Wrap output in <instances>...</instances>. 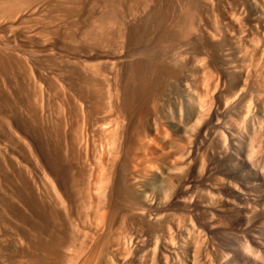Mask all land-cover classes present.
Masks as SVG:
<instances>
[{
	"label": "rangeland",
	"instance_id": "1",
	"mask_svg": "<svg viewBox=\"0 0 264 264\" xmlns=\"http://www.w3.org/2000/svg\"><path fill=\"white\" fill-rule=\"evenodd\" d=\"M263 154L264 0H0V264H238Z\"/></svg>",
	"mask_w": 264,
	"mask_h": 264
},
{
	"label": "bare ground",
	"instance_id": "2",
	"mask_svg": "<svg viewBox=\"0 0 264 264\" xmlns=\"http://www.w3.org/2000/svg\"><path fill=\"white\" fill-rule=\"evenodd\" d=\"M231 18V17H230ZM223 52H225V51H223ZM173 53V52H172ZM149 57V56H148ZM150 58V57H149ZM153 61V60H152ZM158 61V60H157ZM147 62V61H146ZM145 62V63H146ZM148 63V62H147ZM162 63V62H161ZM160 64V63H159ZM113 65V64H112ZM88 66V65H87ZM137 66V65H136ZM143 66V65H142ZM150 66V65H149ZM155 66V65H154ZM92 67V66H91ZM155 68V67H154ZM157 68V67H156ZM85 69V68H84ZM132 69V68H131ZM144 69H146V68H144ZM143 69V70H144ZM89 71H91V70H89ZM137 71V70H136ZM139 71H141V70H139ZM152 71H153V68H152ZM143 72V71H142ZM132 73V72H131ZM137 73V72H136ZM152 73V72H151ZM139 75H140V73H139ZM156 75V74H155ZM134 76V75H133ZM153 76V75H152ZM164 76V75H163ZM101 77V76H100ZM139 77V76H138ZM140 77H142V76H140ZM145 77V76H144ZM143 77V78H144ZM167 77V76H166ZM89 78V77H88ZM151 78V77H150ZM153 79H154V77H152ZM157 79V78H156ZM143 80V79H142ZM140 81H141V79H140ZM164 81V80H163ZM142 83V82H141ZM146 83V82H145ZM154 83V82H153ZM140 84V83H139ZM143 84V83H142ZM162 84V83H161ZM144 85V84H143ZM142 85V86H143ZM146 85V84H145ZM155 85V84H154ZM93 87V86H92ZM144 87V86H143ZM164 89V88H163ZM144 91V90H143ZM163 91V90H162ZM145 92V91H144ZM117 95V94H116ZM131 95V94H130ZM134 95V94H133ZM158 95V94H157ZM121 97V96H120ZM131 97V96H130ZM136 97V96H135ZM155 97V96H154ZM132 98V97H131ZM138 98V97H137ZM136 99V98H135ZM134 99V100H135ZM120 100V99H119ZM128 103V102H127ZM133 103V102H132ZM131 103V104H132ZM135 104V103H134ZM141 104V103H140ZM109 105V104H108ZM111 105V104H110ZM134 106V105H133ZM144 108V107H143ZM97 109V108H96ZM127 110V109H126ZM131 110H132V108H131ZM110 111V110H109ZM96 112V111H95ZM98 112V111H97ZM103 112V111H102ZM134 112V111H133ZM139 112V111H138ZM153 112V111H152ZM107 113V112H106ZM154 113V112H153ZM145 114V113H144ZM84 116V115H83ZM100 116V115H99ZM74 117V116H73ZM75 118V117H74ZM73 118V119H74ZM88 118V117H87ZM90 118V117H89ZM103 118H105V117H103ZM147 118V117H146ZM82 119V118H81ZM84 119V118H83ZM145 119V118H144ZM77 120V119H76ZM102 120V119H101ZM79 121V120H78ZM85 121V120H84ZM154 121V120H153ZM77 122V121H76ZM83 122V121H82ZM106 122V121H105ZM70 123H71V121H70ZM96 123V122H95ZM99 123V122H98ZM87 125V124H86ZM98 126V125H97ZM104 126V125H103ZM149 126V125H148ZM61 127V126H60ZM107 127H109V126H107ZM147 127V126H146ZM153 127V126H152ZM65 128V127H64ZM86 128V127H85ZM103 128V127H102ZM180 128V127H179ZM67 129V128H66ZM108 129V128H107ZM103 130H104V128H103ZM109 130V129H108ZM53 131V130H52ZM57 131V130H56ZM82 131V130H81ZM111 131V130H110ZM86 132V131H85ZM262 132V131H261ZM70 133V132H69ZM84 133V132H83ZM112 133V132H111ZM114 133H115V131H114ZM60 134V133H59ZM86 134H87V132H86ZM103 134V133H102ZM106 134V133H105ZM113 134V133H112ZM119 134V133H118ZM140 134V133H139ZM144 134H145V132H144ZM149 134V133H148ZM57 135V134H56ZM70 135V134H69ZM143 135V134H142ZM250 135V134H249ZM252 135H253V132H252ZM66 137V136H65ZM64 137V138H65ZM69 137V136H68ZM150 137V136H149ZM250 137V136H249ZM73 138V137H72ZM79 138V137H78ZM112 138V137H111ZM89 139V138H88ZM258 139V138H257ZM52 140V139H51ZM115 140V139H114ZM138 140V139H137ZM143 139H141V141H142ZM251 140V139H250ZM254 140V139H253ZM47 141V140H46ZM67 141V140H66ZM117 141H118V138H117ZM116 141V142H117ZM145 141V140H144ZM261 141V140H260ZM138 142V141H137ZM140 142V141H139ZM253 142V141H252ZM255 142V141H254ZM253 142V143H254ZM51 143V142H50ZM49 143V144H50ZM73 143V142H72ZM89 143V142H88ZM114 143V142H113ZM124 143V142H123ZM145 143V142H144ZM249 143H251V142H249ZM257 143V145H258V142H255L254 144H256ZM71 144V143H70ZM103 144V143H102ZM137 144H139V143H137ZM260 144V143H259ZM54 145V144H53ZM60 145V144H59ZM111 146V145H110ZM113 146H114V144H113ZM54 147H55V145H54ZM70 147V146H69ZM163 147V146H162ZM250 147V146H249ZM253 147V146H252ZM259 147V146H258ZM59 148V147H58ZM139 148H141V147H139ZM251 148V147H250ZM257 148V147H256ZM261 148V147H260ZM253 149L255 150V147H253ZM259 149V148H258ZM88 150V149H87ZM107 150V149H106ZM147 150V149H146ZM152 150V149H151ZM250 150V149H249ZM248 150V151H249ZM263 150V149H262ZM74 151V150H73ZM105 151V150H104ZM115 151V150H114ZM117 151V150H116ZM145 151V150H144ZM148 151V150H147ZM155 151V150H154ZM162 151V150H161ZM53 152V151H52ZM66 152V151H65ZM106 152V151H105ZM109 152V151H108ZM121 152V151H120ZM156 152V151H155ZM255 152V151H254ZM61 153V152H60ZM99 153V152H98ZM231 153V152H230ZM57 154V153H56ZM133 154V153H132ZM252 154V153H251ZM254 154V153H253ZM252 154V155H253ZM52 155V154H51ZM89 155V154H88ZM111 155V154H110ZM115 155H117V154H115ZM121 155V154H120ZM152 155V154H151ZM250 155V154H249ZM264 155V154H263ZM105 156V155H104ZM113 156V155H112ZM166 156V155H165ZM248 156V155H247ZM262 156V155H261ZM101 157V156H100ZM106 157V156H105ZM111 157V156H110ZM121 157V156H120ZM170 157V156H169ZM186 157V156H185ZM60 158V157H59ZM86 158V157H85ZM109 158V157H108ZM160 158V157H159ZM175 158H177V157H175ZM241 158V157H240ZM248 158V157H247ZM90 159V158H89ZM117 159V158H116ZM164 159V158H163ZM172 159V158H171ZM178 159V158H177ZM185 159V158H184ZM239 159V158H238ZM246 159V158H245ZM249 159V158H248ZM247 159V160H248ZM65 160H67V159H65ZM72 160V159H71ZM84 160V159H83ZM101 160V159H100ZM105 160V159H104ZM183 160V159H182ZM69 161V160H68ZM97 161V160H96ZM96 161H95V163H96ZM243 161V160H242ZM58 162V161H57ZM56 162V163H57ZM76 162V161H75ZM85 162V161H84ZM98 162V161H97ZM114 162H115V160H114ZM164 162V161H163ZM174 162V161H173ZM233 162V161H232ZM69 163V162H68ZM77 163V162H76ZM87 163V162H86ZM85 163V164H86ZM118 163V162H117ZM92 164V163H91ZM101 164V163H100ZM104 164V163H103ZM110 164V163H109ZM113 164V163H112ZM111 164V165H112ZM169 164V163H168ZM77 165V164H76ZM94 165V164H93ZM97 165H99V164H97ZM164 165V164H163ZM225 165V164H224ZM238 165V164H237ZM242 165V164H241ZM55 166V165H54ZM90 166V165H89ZM96 166V165H95ZM101 166V165H100ZM113 166V165H112ZM112 166H111V168H112ZM170 166H172V165H170ZM246 166V165H245ZM65 167V166H64ZM91 167H92V165H91ZM101 167H104V166H101ZM105 167H106V164H105ZM167 167V166H166ZM53 168V167H52ZM100 168V167H99ZM113 168H114V166H113ZM98 169V168H97ZM67 170V169H66ZM78 170V169H77ZM89 170V169H88ZM94 170V169H93ZM109 170V169H108ZM113 170V169H112ZM169 170V169H168ZM263 170V169H262ZM262 170H261V173H262ZM250 171H251V169H250ZM171 172V171H170ZM233 172V171H232ZM82 173V172H81ZM91 173V172H90ZM98 173V172H97ZM99 173H100V169H99ZM103 173V172H102ZM236 173V172H235ZM84 174V173H83ZM101 174V173H100ZM100 174L98 175V176H100ZM114 174V173H113ZM163 174V173H162ZM170 174V173H169ZM237 174V173H236ZM86 175V174H85ZM111 175V174H110ZM119 175V174H118ZM238 175V174H237ZM262 175H264V173L262 174ZM74 176V175H73ZM82 176V175H81ZM88 177H90V176H88ZM95 177V176H94ZM93 177V178H94ZM102 177V176H101ZM113 177V176H112ZM130 177V176H129ZM164 177V176H163ZM98 178V177H97ZM111 178V177H110ZM135 178V177H134ZM167 178H168V175H167ZM82 179V178H81ZM99 179V178H98ZM105 179H107V178H105ZM128 179V178H127ZM137 179V178H136ZM84 180V179H83ZM91 180V179H90ZM93 180V179H92ZM117 180V179H116ZM168 180V179H167ZM89 181V180H88ZM94 181H95V179H94ZM169 181V180H168ZM167 181V182H168ZM62 182V181H61ZM66 182V181H65ZM99 182V181H98ZM98 182H96V183H98ZM133 182V181H132ZM59 183V182H58ZM64 183V182H63ZM85 183V182H84ZM89 183H90V181H89ZM94 183V182H93ZM106 183V182H105ZM109 183V182H108ZM242 183H244V182H242ZM77 184V183H76ZM88 183H86V185H87ZM92 184V183H91ZM230 184V183H229ZM250 184L251 183H248V184H246L244 187H245V189H247L249 186H250ZM92 185H94V184H92ZM97 186V185H96ZM113 186V185H112ZM233 186V185H232ZM253 186V185H252ZM61 187H63V186H61ZM85 187V186H84ZM98 187V186H97ZM101 187V186H100ZM108 187V186H107ZM87 188V187H86ZM90 188V187H89ZM113 188V187H112ZM111 188V189H112ZM255 188V187H254ZM98 189V188H97ZM100 189V188H99ZM252 189V188H251ZM250 189V190H251ZM64 190V189H63ZM84 190V189H83ZM91 190V189H90ZM90 190H89V192H90ZM101 190V189H100ZM110 190V189H109ZM114 190V189H113ZM248 190V189H247ZM102 191V190H101ZM260 191V190H259ZM83 192V191H82ZM92 192V191H91ZM95 192V191H94ZM100 192V191H99ZM126 192V191H125ZM128 192V191H127ZM263 192V191H262ZM65 193H67L66 191H65ZM77 193V192H76ZM84 193V192H83ZM88 193V192H87ZM228 193V192H227ZM230 193H233V194H235L234 195V197L235 198H237L239 201H237V199L235 200L234 199V202L232 201V200H228V205H229V209H228V207H226L228 210H230L231 211V213L233 214V219L235 220V222H234V224L232 223V225L231 226H229V228L231 227L234 231L236 230V231H243L244 233L246 232L247 233V241H248V243L246 244H244V247L242 248V252L241 253H239L238 255H236V258L239 260V262H238V264H264V262H261L260 260V258H258L259 257V253L260 252H264V222H263V216H264V207H263V209L261 208V209H256V208H254V209H256V210H250L249 212H247V211H245V206L242 204V202H244V201H242V200H249V199H251V200H256V199H262V200H264V193L263 194H258V196H257V194H254V196H250L251 194H250V192L249 193H247L246 191H244V190H242V188H241V191L240 190H237L236 188H233V189H231V191H230ZM78 194V193H77ZM90 194V193H89ZM101 194V193H100ZM119 194V193H118ZM55 195V194H54ZM84 196V195H83ZM82 196V197H83ZM85 196H86V194H85ZM119 196V195H118ZM260 196H262V198L260 197ZM88 197V196H87ZM92 198V197H91ZM230 198V197H229ZM83 199V198H82ZM97 199V198H96ZM95 199V200H96ZM92 200V199H91ZM53 201V200H52ZM83 201V200H82ZM85 201H86V198H85ZM230 201H232V202H230ZM236 201H237V203H236ZM56 202V201H55ZM62 202V201H61ZM60 202V203H61ZM93 202V201H92ZM100 202V201H99ZM81 203V202H80ZM85 203H87V202H85ZM90 203V202H89ZM88 203V204H89ZM101 203V202H100ZM249 203V202H248ZM247 203V204H248ZM148 204V203H147ZM245 204V203H244ZM62 205H63V203H62ZM92 205H93V203H92ZM246 205V204H245ZM262 205H264V204H262ZM43 206V205H42ZM55 206H56V204H55ZM83 207V206H82ZM87 207V206H86ZM89 207V206H88ZM245 207V208H244ZM262 207V206H261ZM74 208H75V206H74ZM80 208V207H79ZM93 208V207H92ZM92 208H91V211H92ZM225 208V209H226ZM65 209V208H64ZM55 210V209H54ZM75 210V209H74ZM89 210H90V207H89ZM140 210V209H139ZM227 210V211H228ZM79 211V210H78ZM83 211V210H82ZM230 211H228V212H230ZM73 212V211H72ZM96 212V211H95ZM138 213V212H137ZM230 213V214H231ZM42 214V213H41ZM88 214V213H87ZM92 214V213H91ZM143 214V213H142ZM63 215V214H62ZM70 215V214H69ZM76 215V214H75ZM89 215V214H88ZM100 215H102V214H100ZM52 216H54V215H52ZM156 216V215H155ZM224 216H226V215H224ZM242 216H244L245 217V220L244 221H242L241 220V218L240 217H242ZM83 217V216H82ZM89 217V216H88ZM93 217H94V215H93ZM101 217V216H100ZM104 217V216H103ZM57 218V217H56ZM87 218V217H86ZM227 218H229V216H227ZM232 218V217H231ZM243 218V217H242ZM95 219V218H94ZM103 219V218H102ZM38 220V219H37ZM231 220V219H230ZM54 221V220H53ZM52 221V222H53ZM91 221V220H90ZM96 221V220H95ZM107 221V220H106ZM139 221V220H138ZM61 222V221H60ZM93 222V221H92ZM100 222V221H99ZM103 222V221H102ZM233 222V221H232ZM79 223V222H78ZM84 223V222H83ZM34 224V223H33ZM72 224V223H71ZM85 224V223H84ZM87 224V223H86ZM95 224H97V223H95ZM101 225V224H100ZM103 225V224H102ZM149 225V224H148ZM39 226V225H38ZM96 226V225H95ZM101 228H103V227H101ZM108 228V227H107ZM216 228V227H215ZM37 229V228H36ZM35 229V230H36ZM39 230H40V228H39ZM79 230V229H78ZM101 230V229H100ZM142 230V229H141ZM102 231V230H101ZM182 231V230H181ZM38 232V231H37ZM72 232H73V230H72ZM71 232V233H72ZM82 232H83V230H82ZM94 232H96V231H94ZM187 232V231H186ZM227 232V231H226ZM87 233V232H86ZM33 234V233H32ZM36 234V233H35ZM73 234V233H72ZM75 235V234H74ZM84 235V234H83ZM94 235V234H93ZM92 235V236H93ZM96 235V234H95ZM219 235V234H218ZM33 236V235H32ZM63 236H65V235H63ZM72 236V235H71ZM81 236V235H80ZM221 236V235H220ZM236 236V235H235ZM39 237V236H38ZM61 237V236H60ZM78 237V236H77ZM76 237V238H77ZM84 237V236H83ZM232 237V236H231ZM234 237V236H233ZM41 238V237H40ZM51 238V237H50ZM82 238V237H81ZM92 238V237H91ZM48 239V238H47ZM71 239V238H70ZM69 239V240H70ZM166 239V238H165ZM184 239V238H183ZM189 239V238H188ZM236 239V238H235ZM64 240V239H63ZM91 240V239H90ZM202 240V239H201ZM43 241V240H42ZM54 241V240H53ZM71 241V240H70ZM80 241H82V240H80ZM88 241V240H87ZM239 241V240H238ZM75 242V241H74ZM85 242V241H84ZM236 242V241H235ZM39 243V242H38ZM61 243V242H60ZM68 243V242H67ZM92 243V242H91ZM170 243V242H169ZM47 244V243H46ZM76 244H79V242L78 243H76ZM81 244H82V242H81ZM98 244V243H97ZM118 244V243H117ZM194 244V243H193ZM195 244H197V242L195 243ZM224 244V243H223ZM28 245V244H27ZM39 245V244H38ZM52 245V244H51ZM59 245V247L57 246V245H55V246H57V247H54V245H52L51 247H46L47 249V251L48 252H46L45 251V253H48V254H51V255H49V258L50 259H52L51 257H53L54 258V262L55 261H59V263H58V261H57V263L58 264H87V263H91V262H88V257H85V254L87 255L88 254V250H89V247L87 248V250H84L83 248H81L80 247V244H79V247L81 248V249H79L78 250V246L77 247H75V244L74 245H72V243L70 244V246L69 245H67V247H65V248H62L61 247V245L60 244H58ZM85 245V244H84ZM88 245H90V244H88ZM100 245V244H99ZM25 246V245H24ZM48 246H50V245H48ZM62 246H64L63 244H62ZM69 246V247H68ZM71 246H74V247H71ZM87 246V245H86ZM91 246H93V245H91ZM91 246H90V249H91ZM116 246V245H115ZM115 246H113L114 248H115ZM38 247V246H37ZM43 247V246H42ZM45 247V246H44ZM83 247V246H82ZM97 247V246H96ZM112 247V246H111ZM193 247H195V246H193ZM255 247V248H254ZM31 248V247H30ZM41 248V247H40ZM77 248V249H76ZM95 248V247H94ZM201 248V247H200ZM43 249H45V248H43ZM126 249V248H125ZM188 249V248H187ZM186 249V250H187ZM241 249V248H240ZM4 250V249H3ZM42 250V249H41ZM100 250V249H99ZM128 250V249H127ZM190 250V249H189ZM199 250V249H198ZM24 251V250H23ZM36 251V250H35ZM38 251V250H37ZM42 251H44V250H42ZM92 251V250H91ZM90 250H89V254H92L93 252H91ZM95 251H96V249H95ZM120 251V250H119ZM230 251V250H229ZM31 252V251H30ZM29 252V253H30ZM91 252V253H90ZM98 252V251H97ZM16 253H18V252H16ZM23 253V252H22ZM36 253V252H35ZM34 253V254H35ZM52 253L53 254H57V256L60 254V253H62L61 255H59V257L60 258H58V257H54V255L52 256ZM83 253H85L84 255H83ZM162 253V252H161ZM192 253H194V252H192ZM235 253V252H234ZM48 254H47V256L46 257H48ZM235 254H237V253H235ZM261 254V253H260ZM3 255V254H2ZM9 255V254H8ZM32 255V254H31ZM94 255V254H93ZM126 255V254H125ZM143 255V254H142ZM195 255H196V253H195ZM262 255V254H261ZM260 255V256H261ZM264 255V254H263ZM11 256V255H10ZM33 256V255H32ZM38 256V255H37ZM42 256V255H41ZM89 256V255H88ZM92 256V255H91ZM91 256H89L90 258H91ZM193 256H194V254H193ZM4 257V256H3ZM13 257V256H12ZM33 257H35V256H33ZM38 257H40V256H38ZM99 257V256H98ZM97 257V258H98ZM126 257V256H125ZM130 257V256H129ZM22 258V257H21ZM30 258H31V256H30ZM29 258V259H30ZM43 258V257H42ZM55 258H58L57 260L55 259ZM89 258V259H90ZM133 258V257H132ZM139 258V257H138ZM143 258V257H142ZM231 258V257H230ZM1 259V258H0ZM50 259H48V260H50ZM128 259V258H127ZM192 259V258H191ZM260 259V260H259ZM11 260V259H10ZM9 260V261H10ZM20 260V259H19ZM28 260V259H27ZM31 260V259H30ZM36 260V259H35ZM97 260H99V258L97 259ZM101 260V259H100ZM110 260V259H109ZM146 260V259H145ZM52 261H53V259H52ZM92 261V260H91ZM112 261V260H111ZM114 261V260H113ZM13 262V261H12ZM20 262V261H19ZM23 262V261H22ZM97 262V261H96ZM130 262V261H129ZM138 262V261H137ZM143 262V261H142ZM152 262V261H151ZM30 263H32V264H50L51 262L49 261H47V259H37L36 261H30ZM53 263V262H52ZM114 263V262H113ZM3 264V263H2ZM28 264V263H27ZM54 264H56V262L54 263ZM96 264V263H95ZM98 264V263H97ZM102 264V263H101ZM111 264V263H110ZM118 264V263H117ZM149 264V263H148ZM151 264V263H150ZM161 264V263H160ZM193 264V263H192Z\"/></svg>",
	"mask_w": 264,
	"mask_h": 264
}]
</instances>
